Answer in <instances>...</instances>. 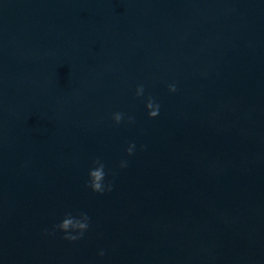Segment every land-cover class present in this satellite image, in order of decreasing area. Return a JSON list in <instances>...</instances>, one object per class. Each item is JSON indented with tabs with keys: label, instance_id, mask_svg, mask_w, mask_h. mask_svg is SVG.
I'll return each mask as SVG.
<instances>
[{
	"label": "water",
	"instance_id": "water-1",
	"mask_svg": "<svg viewBox=\"0 0 264 264\" xmlns=\"http://www.w3.org/2000/svg\"><path fill=\"white\" fill-rule=\"evenodd\" d=\"M0 264H264V0H0Z\"/></svg>",
	"mask_w": 264,
	"mask_h": 264
},
{
	"label": "clouds",
	"instance_id": "clouds-1",
	"mask_svg": "<svg viewBox=\"0 0 264 264\" xmlns=\"http://www.w3.org/2000/svg\"><path fill=\"white\" fill-rule=\"evenodd\" d=\"M169 90L175 92L176 91V85L170 84ZM144 94V86L140 85L137 87L136 95L142 96ZM146 107L149 109L148 115L150 117H156L159 114V104L155 102V99L151 96H149L147 100ZM125 114L122 112H116L114 113V120L117 124H119L124 119ZM129 122H134V117H128ZM135 144H131L127 148V152L129 155L134 154ZM94 164L96 167L89 170V182L88 186L92 188L95 192L103 193L107 187L108 191H111L112 185L111 182L105 186L104 180L106 176L105 172V163L100 160V158H96L94 161ZM121 167L127 166V161H121L120 164ZM90 217L86 212H80L78 216H73L71 212L65 213L64 219L61 221V223L54 226V228H58L62 230L65 233V239L68 240H78L81 239L87 231V229L90 227ZM76 234H73V233ZM101 256H103L105 253L103 250L99 253Z\"/></svg>",
	"mask_w": 264,
	"mask_h": 264
}]
</instances>
